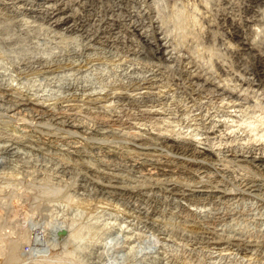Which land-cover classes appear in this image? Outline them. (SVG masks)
<instances>
[{"label": "rangeland", "instance_id": "obj_1", "mask_svg": "<svg viewBox=\"0 0 264 264\" xmlns=\"http://www.w3.org/2000/svg\"><path fill=\"white\" fill-rule=\"evenodd\" d=\"M187 2L202 10L200 47L220 55L229 75L217 66L211 74L228 78L227 85L237 83L235 73L249 74L259 95L238 97L192 80L156 52L154 33L153 45L131 32L123 39L89 40L52 27L44 16L25 9L24 2L0 0V264H264V246L248 251L231 242L241 233L264 243V170L251 160L253 146L262 143L256 134L264 133V0ZM232 16L239 30L229 21ZM247 38L255 40L254 51L242 48ZM229 43L237 52L230 51ZM70 63L85 69L73 75L80 81H63ZM58 64L64 67L60 72ZM131 71L159 77L150 89L154 98L132 97ZM83 84L96 87L107 100L85 99ZM5 93L33 101L41 94L51 96L48 115H12ZM231 103L245 111L243 119L218 130L215 138L209 136L213 121L235 109ZM155 106L158 114L150 113ZM245 120H256L259 128L252 131ZM74 121L84 129L72 127ZM134 135L159 139L152 148L164 160L184 158L162 144L171 139L194 141L211 152V161L194 178L149 176L133 165ZM75 142L85 150L82 156L70 148ZM7 144L15 150L6 153ZM109 175L119 176L121 189L109 188ZM186 214L196 222V235L180 233ZM209 236L222 237L227 248L211 244ZM13 242L19 243L16 261L9 256Z\"/></svg>", "mask_w": 264, "mask_h": 264}, {"label": "bare ground", "instance_id": "obj_2", "mask_svg": "<svg viewBox=\"0 0 264 264\" xmlns=\"http://www.w3.org/2000/svg\"><path fill=\"white\" fill-rule=\"evenodd\" d=\"M187 1L188 0H173V1H170V2H169V0H35V1L32 0V2H28V1L25 2L23 0H16V3H18V2H20V3L24 2L23 3L24 8L26 6V7L29 8V10L31 12L37 13L40 16H44L45 19L48 20V22L50 23V25L52 27L58 29L59 31L61 30V32L63 31V32L67 33V35L68 34H70V35H75V34L76 35H84L89 40L101 41L102 39L104 40V38H108V37L111 38L112 36L114 38H116V40L117 39H123V36L122 35H124L125 32H128V34L131 32V33H133V35L134 34L135 35H138L142 40L146 41L148 44L153 45V43L151 41L152 38H150V36H153V33H154V36H155L154 39H155V42H156V44L154 45V47L156 49V52L159 55H163L166 58V61L169 64V66H172V65L174 66L175 65L177 67H181L179 69H183V71L190 78H192V80L193 79H197L198 81H203V82H205L207 84L214 85L216 88H218L220 90H224L226 92H230L231 94L236 95L238 97L239 96H242L243 94L246 95V92L247 93L251 92L253 96H254V94L255 95H259L260 94V92H259L260 87L258 86V84H256V81L255 80H252V76L250 77L249 74L248 75L247 74L245 75V73H243L244 75L243 74L240 75L241 74L240 73L238 75V74H236L234 72L235 74L233 73L234 74V77L233 78L237 82L234 85H227L228 83L226 81H227L228 78H226V79L223 78L222 79L221 76L218 77L219 75L217 76V78H215V75L214 74H213L214 77H212L213 75L211 73H213V70H214V67L215 66H217V68H219V70H221L220 72H221V74L223 73V76H224V74H225V76L228 74L227 71H226L228 68L226 67V65L223 62V60H221L222 58H220V55L216 57V54H215V57H214V56H212L213 54L211 55V53L208 52V50H210L211 48L210 49L206 48V50H205V49H203V48L200 47V46H202V42H201V38H202V36H201L202 29L201 28H202V26H200V24H202L200 22V19L203 18V17L201 18V15L202 14L200 13V12H202V10L199 11V9L197 7L198 5L197 6H196V4L195 5H192V4L188 3ZM201 2H203V1H201ZM205 4H208V3H205ZM205 4H203L204 7L207 6ZM201 5L202 4H200V6ZM146 19H150L149 24L146 22V21H148ZM228 19L231 22V24L233 25L234 29L239 30L240 24H239L238 20L235 19L233 16L232 17H229ZM253 25L254 24L251 21V23H250V27L252 28V31L251 32L256 33L257 29L254 28ZM150 30H151V32H150ZM257 33H259V32H257ZM203 34H205V33H203ZM256 35H259V34H256ZM103 36H104V38H102ZM191 43H194V44H191ZM228 46L230 47V48L229 47L228 48L230 49V51H232V53L238 49V48L233 47L231 43H229ZM255 46H256L255 40H252V39H248L247 38L246 40H243L242 41V48H245V49L253 50L254 51L256 49ZM203 50H205V52L207 53V55L208 54L210 55V56L208 55V57H207L208 60L205 57ZM261 57H262V59L264 61V55H262ZM203 58L204 59L206 58V60L204 61L205 63H203ZM213 58H217V59L214 60ZM219 60H221V61H219ZM202 65H204V66L206 65V67H202ZM58 66H57V69H56V70L59 69L58 72L61 71V68L64 69L63 64H62V66L60 64H58ZM66 66L67 65H65V67ZM48 67H50V66H48ZM168 68H170V67H168ZM204 68H207L210 72L207 71ZM51 69L53 70V68H51ZM174 69H172V70H174ZM66 70H67L68 73H62V74H65V75H63L64 76V79L61 77V79H59V81H61L62 79H63V81L64 80L69 81L73 77V75H76V74H74L75 72L80 74V73L84 72L85 69H83V67H81V65H75V63H74V64H71V66L68 69H66ZM206 71L209 72V73H207ZM131 72H132V76H130V77L128 76V78H130V81L129 82H131L132 85H133V87H134V89L132 90L133 91L132 92V97L135 100H142V99L154 98L157 94L155 92H152L150 89L153 88L154 84L156 83V80L159 77H157L156 74L155 75H152V74H154L153 72L148 73V74H143L142 76H140L138 74L136 75L135 74L136 72H134V71H131ZM262 72H263V74H262L263 76L262 75L261 76L264 79V71L262 70ZM73 79L74 80L76 79V80H79L80 81V79H82V77L78 78V76H77V77H73ZM61 83H62V81H61ZM71 83H73V82L71 81ZM84 84H83V86L85 88H84L83 92L85 91V94L83 95V97L85 99H88L90 101H103V99L105 98V96L102 95L100 93V91L99 92L96 91L97 90L96 87L93 88V86H88V85H84ZM68 85H70V84H68ZM263 86H264V83H263ZM0 88H1V86H0ZM61 88H62V86H61ZM261 88H264V87H261ZM4 98L7 99V101L11 103L10 112H12V115H14V116L15 115H20V114L23 115L22 113H25V114L26 113H29L30 115H32V118H34L33 115H37L40 118H44V117H46L48 115V111H46L47 109H45V108L48 105V103L51 101V96H49V99H48L45 95H42L41 94V96H39V95L36 96V98H34L35 101H33L32 99L30 100V99L15 97L14 95H11L9 93H5L4 94ZM105 100H107V99L105 98ZM106 102H108V101H106ZM235 106L236 105L234 103H231L230 104V107L235 108V109H232V110L228 111L226 113V115H225V116H227L226 118H219V119L214 118V119H216L214 121L212 119V121H213V123H212L213 125L212 126L213 127H211L210 131L208 132V135L209 136L215 138L217 136V134H218V130H220L223 127H226L228 124L230 125V122H236L237 121L236 120L237 118H242L244 116L245 111H243L241 109H236ZM153 107H152V109L149 108L148 111L150 113L158 114L159 109L158 108L156 109L157 106H155L154 109H153ZM39 117H37V118H39ZM54 118L56 119V121H60L61 120L60 118H56V117H54ZM35 119H36V117H35ZM261 120H262V124H263L264 123V114H263ZM238 121H239V119H238ZM246 121L247 120L244 121L245 125L247 124L248 127H250V128L252 127L253 128V129L251 128L252 131L253 130H257V127L259 128V126H257V124H256V120L255 121H247V122ZM69 124L72 127H74V128L84 129L83 128L84 126H80L79 123L76 124L75 121L74 122H71ZM231 125H233V124L231 123ZM233 126H235V125H233ZM244 128H245V126H244ZM195 132H193V133H195ZM17 133H18V131H17ZM100 133H102V132H100ZM29 134H33V133H29ZM35 135H37V134H35ZM219 135H220V133H219ZM256 136L258 137L257 141L264 143V133L263 134H259L258 133V135L256 134ZM4 137H6V136H4ZM194 137H196V136H194ZM130 138L132 139L133 145L138 149V150L135 149V151H133V149H132V152H131V154H132L131 157L133 158L132 161L134 162L133 165L135 167L142 168V169L146 170L147 171V175L152 176V177H155L157 175H165V176H168V177L169 176L170 177H175L176 175H180V174H182V175L188 174L189 177L191 175L194 178V176H197L198 174H200L199 173L200 172V169L201 168H204V166L202 164L205 165L210 160V158H211V152H209L208 150H206V149L198 146L194 141H190V142H187V143H179L176 140H171L170 139V140L163 141L162 144H165L167 147L174 148L178 152V154H181L184 157L183 158L184 160H185V157H186L188 161H184L183 159L182 160H179L178 159V161H171V160H168V159H165L164 160V159L161 158V156H160V154L158 152L157 153L154 152L155 151L154 150L155 148H152L154 146L156 147L157 140H159V139H156L155 140V139H153L151 137H143V136H139V135L138 136H135L134 135L133 137H130ZM28 143H29V141H28ZM262 143L261 144H257L256 143L253 146L252 149H253V152L254 153H253V156L251 157L252 158L251 160L254 163H256V166L257 167H259L260 169L264 170V144H262ZM14 144H16V143H14ZM49 144H50V142H49ZM158 145H159V143H158ZM241 145L242 144H240L239 146H241ZM14 148L15 147H13L12 145H8L7 144V146L5 148V151H6V153L13 152L15 150ZM70 148H72L80 156H82L83 155V152L85 151L83 149L82 145H80L79 143H76V142L73 143ZM1 150H2V148H1ZM105 155H104V158L106 159V156ZM124 156H125V154H124ZM180 158H182V157H180ZM108 160L105 161V162H109L110 161V160L109 161ZM189 160H191V161H189ZM67 163H68V161H67ZM250 163H252V162H250ZM107 164H110V163H107ZM88 166H86V168L89 170L90 169V165H88ZM63 167H64V165H63ZM201 171H203V170L201 169ZM116 175H109L110 177L108 176L109 179H110V183H111L108 186H109V188H113V190H114V188H120L121 189V187L119 186V185H121V184H119V182L121 180L119 181L120 178H119V176H116ZM123 180H124V178H123ZM88 183H90V182H88ZM175 183H177V182H175ZM252 187H254V186H252ZM125 192H126V190H125ZM2 193H3V191H2ZM191 211L192 210L188 209V213H189L190 216L192 215ZM182 220H185V222L184 221H181L180 224H182V225H179V227H178L179 230H180V233L182 232V233H186V234L187 233H189V234H195V233L198 232L196 230L197 228L196 229H192L193 227H195V223H196L193 220V218L190 219V217L188 216V217H186V218H184ZM120 232H122V231H120ZM173 233H175V232H173ZM182 233H181V235H183ZM232 235H234V234H232ZM251 236H253V235H251ZM202 237H204V236H202ZM195 238H196V236H195ZM218 238H216L215 236H213V237H210L209 241L207 240L208 238L207 239L205 238V239L208 242H210L211 244H214V245H217V246H220V247H223V248H227V246H226L227 242L221 240L222 237H220V239H218ZM254 240H255V238H254ZM254 240L249 239L246 234L239 233L238 236H235V237L232 238V241L231 242L234 245H236V246L238 245V246L241 247V249H245V250H248L249 247H251V248L252 247L253 248L254 247L255 248L258 247L259 248V247H263L264 246V243L260 244V243H258L259 240H258V242L257 241H254ZM263 241H264V239H263ZM233 244H230V245H233ZM251 248H250V250H251ZM259 249H261V248H259ZM255 250H258V249H255ZM18 251H19V243L18 242H13L11 244V246L9 247V254H10L9 256H11V260H15L16 261L18 259Z\"/></svg>", "mask_w": 264, "mask_h": 264}]
</instances>
